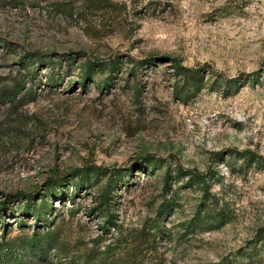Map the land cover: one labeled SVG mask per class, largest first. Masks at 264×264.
<instances>
[{
    "label": "rangeland",
    "instance_id": "374dc122",
    "mask_svg": "<svg viewBox=\"0 0 264 264\" xmlns=\"http://www.w3.org/2000/svg\"><path fill=\"white\" fill-rule=\"evenodd\" d=\"M0 264H264V0H0Z\"/></svg>",
    "mask_w": 264,
    "mask_h": 264
},
{
    "label": "trees",
    "instance_id": "16d2710c",
    "mask_svg": "<svg viewBox=\"0 0 264 264\" xmlns=\"http://www.w3.org/2000/svg\"><path fill=\"white\" fill-rule=\"evenodd\" d=\"M151 61H152V58H149L148 63H150ZM181 68L185 69L182 65H181ZM185 70L188 72H191L189 69H185ZM178 171L181 175H187L188 176L187 180L189 181V183H191V181L194 180V181L200 182L202 184V186H204V190L207 189V185L205 183V177L201 172L197 171L196 169H184L183 167H179ZM166 176H168V175H166ZM106 200L107 201H105V205H108V203H109L108 199H106ZM104 230L107 232L109 229L104 228ZM34 240H36V239L35 238L32 239V242H34Z\"/></svg>",
    "mask_w": 264,
    "mask_h": 264
}]
</instances>
